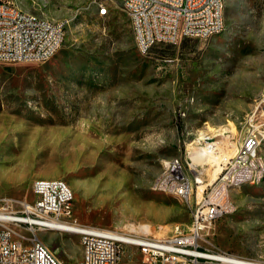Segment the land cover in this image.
Returning <instances> with one entry per match:
<instances>
[{
    "label": "rangeland",
    "instance_id": "obj_1",
    "mask_svg": "<svg viewBox=\"0 0 264 264\" xmlns=\"http://www.w3.org/2000/svg\"><path fill=\"white\" fill-rule=\"evenodd\" d=\"M12 1L69 27L47 63L0 64L1 195L33 203L34 181L62 179L81 225H188L191 207L153 189L165 159L197 162L202 191L248 134L260 135L264 155V0H226L220 35L156 45L147 55L121 0ZM205 135L220 136L219 156ZM229 198L233 211L208 233L210 242L264 261V180ZM39 237L64 264L82 263L78 235ZM122 264L146 263L127 247Z\"/></svg>",
    "mask_w": 264,
    "mask_h": 264
},
{
    "label": "built area",
    "instance_id": "obj_2",
    "mask_svg": "<svg viewBox=\"0 0 264 264\" xmlns=\"http://www.w3.org/2000/svg\"><path fill=\"white\" fill-rule=\"evenodd\" d=\"M123 7L140 27L136 44L143 55L160 44L211 39L226 27L221 0H123ZM99 13L107 14L104 7ZM68 27L69 21L49 22L12 0H0V64L47 63L65 43ZM261 144L259 134H248L233 156L223 158L217 178L202 191L205 179L198 165L164 160L167 176L157 181L156 189L170 191L191 207L188 225L114 230L81 225L74 216L72 189L62 179L34 181L33 203L0 194V264H64L39 237L42 231L78 235L81 264H122L127 247L136 248L146 264H227L230 255L218 251L208 233L233 211L230 192L264 177Z\"/></svg>",
    "mask_w": 264,
    "mask_h": 264
},
{
    "label": "bare ground",
    "instance_id": "obj_3",
    "mask_svg": "<svg viewBox=\"0 0 264 264\" xmlns=\"http://www.w3.org/2000/svg\"><path fill=\"white\" fill-rule=\"evenodd\" d=\"M122 1V4H123V0H121ZM221 7H222V15H223V23H224V26H226V21H225V11H226V0H221ZM125 10V9H124ZM105 11L107 12V10H106V8H105ZM47 21H49V22H58L57 20H51V19H48L47 18ZM132 23V28H133V33H134V36H135V40H136V43H138V42H140V27H138L137 25H136V22H131ZM225 29H226V27H225ZM224 31V30H223ZM222 31V32H223ZM222 32H220V34L222 33ZM137 45V44H136ZM137 48H138V50H139V52L143 55V52H141V49L139 48V46H137ZM220 135V134H219ZM232 135V134H231ZM230 135V136H231ZM221 136V135H220ZM220 136H218V137H220ZM218 137H211V136H208V135H205L204 137H201V139L202 140H206V141H209V143L211 144L210 145V147H208V149L210 148L211 149V151L212 152H215V155H217V156H219L218 155V152H219V150H218V148H216V146H219L220 145V143H221V141H220V139H218ZM233 137V136H232ZM231 139V138H230ZM233 140V139H232ZM232 140H230V141H232ZM234 143V142H233ZM234 145V144H233ZM235 146H236V144H235ZM204 147H206V145L204 146ZM205 155H210L209 154V150H207L206 149V151H205ZM221 156V155H220ZM212 158V157H211ZM222 158V157H221ZM223 158H225L224 156H223ZM222 158V159H223ZM222 159L220 160V162L222 161ZM214 163V162H213ZM195 164V163H194ZM196 164H197V162H196ZM195 164V165H196ZM215 164V163H214ZM220 164V163H219ZM217 165V164H216ZM216 171V173H215V176H217L218 175V173L220 172V166L218 167V166H216V169H215ZM164 176H167V168H165L164 167V161L162 162V171H161V173H160V175L156 178V180H155V182H154V184H153V189L155 190V191H158V192H161V193H164V194H166V195H170V196H173V197H176V195H173V194H171V192L170 191H168V190H164V189H156V185H157V181H159L161 178H163ZM217 178V177H216ZM215 178V179H216ZM60 179H39V180H37V181H59ZM264 180V177L261 179V181H256L255 183H253V182H246V185H248V184H251V185H256V184H260L262 181ZM65 188H70L69 186H68V184L65 182ZM72 194H74L73 193V191H72ZM74 198H75V196H74ZM227 264H259V263H257V262H255V261H252V260H248V259H243V258H240V257H237V256H227Z\"/></svg>",
    "mask_w": 264,
    "mask_h": 264
}]
</instances>
